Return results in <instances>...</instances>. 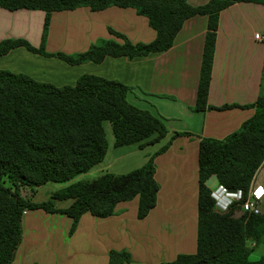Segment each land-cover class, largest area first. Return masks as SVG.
Instances as JSON below:
<instances>
[{"label": "crops", "instance_id": "obj_1", "mask_svg": "<svg viewBox=\"0 0 264 264\" xmlns=\"http://www.w3.org/2000/svg\"><path fill=\"white\" fill-rule=\"evenodd\" d=\"M209 1L188 0L193 6ZM45 17L43 11L12 12L0 7V44L22 39L39 48ZM208 21V16L201 15L186 20L171 49L146 57L108 56L101 63L70 65L25 47L0 55V70L25 74L56 87L74 86L84 74L119 81L132 88L127 96L132 105L149 111L166 124L168 135L156 143H150L154 136L141 143L115 147L112 125L108 122L111 127L106 126L104 122L106 156L83 175L127 174L144 166L175 134H181L155 159V179L160 191L157 206L145 219H138V197L119 203L115 215L108 218L84 214L72 235V219L68 216L41 209L26 211L22 220L23 240L14 264H109L113 250L129 252L130 264H161L174 261L181 254L197 252L200 141L223 140L239 130L255 114L251 105L264 96V3L237 2L219 15L208 93V106L235 107L194 110ZM110 29L133 44H149L157 37L148 19L133 8L92 11L80 7L52 13L45 49L50 54L71 55L88 51L99 39L123 43ZM256 34L263 40H257ZM110 129L113 136L109 135ZM218 184L216 177L207 182L211 190ZM66 185L55 183L49 194ZM41 187L35 189L36 193ZM258 187L264 190V163L251 190ZM71 204V200L58 201L55 206L66 209ZM259 207L264 216V196ZM248 245L252 249L251 261L264 257V238L258 244L250 240Z\"/></svg>", "mask_w": 264, "mask_h": 264}, {"label": "trees", "instance_id": "obj_2", "mask_svg": "<svg viewBox=\"0 0 264 264\" xmlns=\"http://www.w3.org/2000/svg\"><path fill=\"white\" fill-rule=\"evenodd\" d=\"M264 3V0H210L193 6L188 0H0L8 11L32 10L46 13L39 48L22 39L0 44V55L25 47L46 57H56L70 65L101 63L108 56L146 57L168 51L184 22L192 17L208 16V32L203 52L195 111L229 109L208 106L215 44L220 12L234 3ZM89 7L102 11L110 7L133 8L148 19L156 31L149 44H133L126 36L110 29L123 40L99 39L90 49L78 54H50L46 42L51 15ZM131 87L100 76L81 75L74 86L56 87L40 83L25 74L0 70V264H14L23 240L22 220L26 211L44 210L72 219L70 235L86 213L108 218L119 203L139 198L138 219H145L157 206L160 185L155 179V159L170 147L172 140L148 162L127 174L105 173L92 181H74L100 164L108 150L104 122L112 125L115 147L141 143L155 136L156 143L168 135L164 121L132 105ZM252 118L223 140L203 138L199 145V195L197 252L181 254L174 261L161 264H264V257L251 261L250 240L257 244L264 238V216L241 213L235 207L228 213L214 210L212 190L207 182L216 177L229 190H243L247 195L253 179L264 163V96L251 105ZM9 182V185L6 184ZM48 183L67 184L55 191L49 201L36 203L21 194ZM71 200L66 209L58 201ZM127 251H111L109 264H130Z\"/></svg>", "mask_w": 264, "mask_h": 264}, {"label": "built area", "instance_id": "obj_3", "mask_svg": "<svg viewBox=\"0 0 264 264\" xmlns=\"http://www.w3.org/2000/svg\"><path fill=\"white\" fill-rule=\"evenodd\" d=\"M256 39L262 41L260 34H256ZM212 198L214 199V210L217 213H228L231 208L235 207L236 212L261 214L260 202L264 196V190L258 187L249 191L246 195L243 190H229L222 184H218L212 190Z\"/></svg>", "mask_w": 264, "mask_h": 264}, {"label": "rangeland", "instance_id": "obj_4", "mask_svg": "<svg viewBox=\"0 0 264 264\" xmlns=\"http://www.w3.org/2000/svg\"><path fill=\"white\" fill-rule=\"evenodd\" d=\"M106 123V122H105ZM106 126H110V124L107 122L106 123ZM111 127V126H110ZM109 135L110 136H113L112 135V130L110 129L109 131ZM101 174H95V175H81V179L82 181H92L94 179H96L97 177H99ZM7 185H9V182H6ZM55 183H48L46 184V186L44 187H41L39 189V192L36 193L35 189L29 187V186H25L21 189V194L26 197V198H29L31 199L33 202H36V203H40V202H47L50 200V195L49 194V191H53V186H54ZM241 213L238 212V215L236 216H239Z\"/></svg>", "mask_w": 264, "mask_h": 264}]
</instances>
